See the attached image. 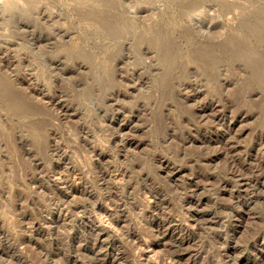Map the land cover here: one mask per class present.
<instances>
[{
  "label": "rangeland",
  "instance_id": "1",
  "mask_svg": "<svg viewBox=\"0 0 264 264\" xmlns=\"http://www.w3.org/2000/svg\"><path fill=\"white\" fill-rule=\"evenodd\" d=\"M263 62L264 0H0V264H264Z\"/></svg>",
  "mask_w": 264,
  "mask_h": 264
},
{
  "label": "bare ground",
  "instance_id": "2",
  "mask_svg": "<svg viewBox=\"0 0 264 264\" xmlns=\"http://www.w3.org/2000/svg\"><path fill=\"white\" fill-rule=\"evenodd\" d=\"M199 4H200V3H199ZM254 29H255V28H254ZM248 31H249V30H248ZM251 31H252V30H251ZM250 60H251V59H250ZM250 60H249V61H250ZM250 62H251V61H250ZM263 63H264V62H263ZM253 64H254V62H253ZM256 66H257V65H256ZM256 70H257V68H256ZM256 70H255V71H256ZM259 71H260V70H259ZM259 74H260V73H259ZM263 74H264V71H263ZM260 76H261V75H260ZM8 95H9V94H8ZM12 96H13V95H12ZM8 98H10V100H12V102H13L14 104H18V103L20 102V101H19V102L16 103L14 100H17V99H14L13 97H9V96H8ZM15 98H17V97H15ZM19 100H20V99H19ZM17 101H18V100H17ZM58 101H59V100H58ZM19 104H20V103H19ZM22 105H23V104H22ZM20 106H21V105H20ZM20 106H18V107H20ZM26 106H27V105H26ZM16 107H17V106H16ZM21 107H22V106H21ZM13 109H14V108H13ZM23 110H26V109H23ZM25 112H26V111H25ZM260 146H261V145H260ZM253 163H254V162H253ZM235 167H236V166H235ZM237 168H238V167H237ZM237 168H236V169H237ZM241 168H242V167H241ZM234 169H235V168H234ZM56 170H57V169H56ZM238 170H239V169H238ZM238 170H237V171H238ZM241 170H242V169H241ZM58 172H59V171H58ZM234 172H235V171H234ZM240 172H241V171H240ZM49 173H50V172H49ZM235 173H236V172H235ZM246 173H247V172H246ZM105 174H106V173H105ZM109 174H110V173H109ZM66 175H67V173H66ZM242 175H243V174H242ZM231 176H233V174H231ZM238 176H239V173H238ZM238 176H237V177H238ZM245 176H246V175H245ZM247 176H248V175H247ZM247 176H246V177H247ZM246 177H245V178H246ZM249 177H250V176H249ZM55 178H56V177H55ZM233 178H234V177H233ZM65 179H66V178H65ZM56 180H57V179H56ZM56 180H55V181H56ZM58 180H59V179H58ZM116 180H117V179H116ZM61 181H62V180H61ZM102 181H103V180H102ZM107 181H108V180H107ZM241 181H243V180H241ZM248 182H250V181H248ZM102 183H103V182H102ZM104 183H105V182H104ZM241 183H242V182H241ZM231 186H232V185H231ZM239 186H240V185H239ZM254 186H255V185H254ZM195 187H196V186H195ZM227 187H228V185H227ZM227 187H226V188H227ZM243 187H244L243 195L245 196V193L248 192L247 189L245 188V187H246V184H244L241 188L238 187V188H239V191H238V197H241L240 195H242V191H243L242 189H243ZM247 187H248V186H247ZM234 188H235V187H234ZM248 188H249V187H248ZM69 190H70V189H69ZM150 190H151V189H150ZM236 190H237V189H236ZM241 190H242V191H241ZM102 191H103V190H102ZM151 192H152V190H151ZM146 193H147V192H146ZM153 193H154V192H153ZM198 193H199V192H198ZM108 194H109V193H108ZM110 194H111V193H110ZM142 194H143V193H142ZM148 194H149V193H148ZM148 194H147V195H148ZM196 194H197V193H196ZM246 194H247V193H246ZM112 195H113V194H112ZM154 195H155V194H154ZM183 195H184V194H183ZM235 195L237 196V194H235ZM248 195H249V194H248ZM248 195H246V197H245L246 199H247V196H248ZM155 196H156V195H155ZM193 196H194V195H193ZM195 196H196V195H195ZM238 197H237V198H238ZM193 198H194V197H193ZM193 198H192V197H189V199H188V197H187L188 201H187V200H186V201H187V204H188V205L191 204V203H193ZM230 198H232V196H231ZM237 198H236V199H237ZM245 198H244V199H245ZM248 198H250V197H248ZM59 199H60V198H59ZM99 199H100V198H99ZM147 199H148V198H147ZM232 199H233V198H232ZM236 199H235V200H236ZM238 199H239V198H238ZM238 199H237V200H238ZM246 199H245V200H246ZM252 199L254 200V198H252ZM95 200H96V199H95ZM118 200H119V199H118ZM98 201H99V200H98ZM186 201H185V202H186ZM231 201H232V200H231ZM236 202H238V201H236ZM249 202H250V201H249ZM93 203H94V202H93ZM108 203H109V201H108V199H106V206H108ZM117 203H118V202H117ZM180 203H181V202H180ZM216 203H217V202H216ZM229 203H230V202H229ZM239 203H240V201H239ZM241 203H243V201H242ZM104 204H105V203H104ZM187 204H185V205H187ZM205 204H206V203H205ZM237 204H238V203H237ZM247 204H248V203H247ZM110 205H111V204H110ZM113 205H114V204H113ZM123 205H124V204H123ZM152 205H153V204H152ZM185 205H184V206H185ZM196 205H197V204H196ZM231 205H232V204H231ZM100 206H101V205H97L98 208H99ZM102 206H103V205H102ZM157 206H158V205H157ZM162 206H164V205H162ZM176 206H177V205H176ZM218 206H219V205H218ZM228 206H229V205H228ZM232 206H233V205H232ZM235 206H236V205H235ZM248 206H249V205H248ZM109 207H110V206H109ZM179 207H180V206H179ZM191 207H192V206H191ZM107 208H108V207H107ZM146 208H147V207H146ZM160 208H161V207H160ZM228 208H229V207H228ZM228 208H227V209H228ZM232 208H233V207H232ZM234 208H235V207H234ZM236 208H237V207H236ZM103 209H104V208H103ZM179 209H181V208H179ZM244 209H245V208H244ZM111 210H112V209H111ZM120 210H121V209H120ZM162 210H163V209H162ZM122 211H123V210H122ZM192 211H193V210H192ZM188 212H189V211H188ZM214 212H215V211H214ZM223 212H224V211H223ZM233 212H234V211H233ZM96 213H97V211H96ZM120 213H121V212H120ZM153 213H154V212H153ZM231 213H232V212H231ZM83 214H84V213H83ZM98 214H99V213H98ZM108 214H109V213H108ZM167 214H168V213H167ZM215 214H216V213H215ZM233 214H234V213H233ZM178 215H179V214H178ZM212 215H213V214H212ZM225 215H226V214H225ZM97 217H98V215H97ZM107 217H108V216H107ZM202 217H203V216H202ZM207 217H208V216H207ZM205 218H206V216H205ZM235 218H237V217H235ZM102 220H103V219H102ZM170 220H171V219H170ZM208 220H209V218H208ZM210 220H211V219H210ZM219 220H222V219L219 218ZM100 221H101V220H100ZM120 221H121V220H120ZM150 223H151V222H150ZM171 223H172V220L169 221V220H167V219H163V221L158 222V223L156 224V227H157V228H156V227H155V228L158 230V233H157V234L159 235V237H160V236H162V237H166L170 232L173 233L174 228L171 227V226H172ZM175 223H176V222H175ZM214 223H215V222H214ZM152 226H153V225H152ZM152 226H151V227H152ZM165 226H166V227H165ZM174 226H175V225H174ZM229 226H230V225H229ZM179 227H180V226H179ZM164 228H165V229H164ZM185 228H186V227H185ZM221 228H222V227H221ZM178 229H180V228H178ZM183 230H185V229H183ZM119 231H120V230H119ZM154 231H155V230H154ZM180 231H181V230H180ZM186 231H187V230H186ZM181 232H183V231H181ZM187 232H188V231H187ZM184 233H185V232H184ZM135 234H136V233H135ZM155 234H156V232H155ZM158 235H157V237H158ZM118 236H119V235H118ZM183 236H184V235H183ZM183 236H182V237H183ZM121 237H122V236H121ZM123 237H125V236H123ZM159 237H158V238H159ZM162 237H160V238H162ZM175 237H176V236H175ZM253 237H254V236H253ZM126 238H127V237H126ZM139 238H140V237H139ZM187 238H188V236L186 237V239H187ZM254 238H255V237H254ZM127 239H128V238H127ZM147 239H148V238H147ZM175 239H176V238H175ZM186 239H185V238H182L181 240L178 239L179 241L177 242L176 245H177L178 247L181 248L182 246H184V244H187L186 241H185ZM129 240H130V239H129ZM143 240H144V239H143ZM187 240H189V239H187ZM127 241H128V240H127ZM139 241H140V240H139ZM144 241H145V240H144ZM148 242H149V241H148ZM255 242H256V241H255ZM258 242H259V241H258ZM132 243H133V241H132ZM149 243H150V242H149ZM245 243H246V242H245ZM251 243H252V242H251ZM260 243H261V242H260ZM142 244H143V243H142ZM144 244H147V245H148V243H144ZM190 245H191V244H190ZM185 246H186V245H185ZM253 246H254V245H253ZM116 247H117V246H116ZM145 247H147V248L149 249L148 246H145ZM249 247H250V246H249ZM136 248H137V247H136ZM169 248H170V246H169ZM152 249H153V248H152ZM173 249H174V248H173ZM144 250H145V248H144ZM183 250H184V249H183ZM77 251H78V250H77ZM172 251H173V250H172ZM179 251H180V250H179ZM136 252H137V251H136ZM180 252H181V251H180ZM165 254H166V253H165ZM187 256H188V255H187ZM221 256H222V255H221ZM163 257H164V256H163ZM169 257H170V256H169ZM95 258H96V257H95ZM137 258H138V257H137ZM152 258H153V257H152ZM188 258H189V257H188ZM157 259L159 260V258H157ZM157 259H156V260H157ZM183 259H184V255H183V254H180V253L178 254V253H177V254L171 255V257H170V261H169V264H178V263L182 262ZM141 260H142V259H141ZM150 260H151V258H150ZM168 260H169V259H168ZM251 260H252V259H251ZM95 261H96V260H95ZM152 261H153V260H152ZM142 262H143V261H142ZM145 262H146V261H145ZM167 262H168V261H167ZM167 262H166V263H167ZM187 262H188V261H187ZM193 262H194V261H193ZM231 262H232V261H231ZM236 262H237V261H236ZM131 263H132V262H131ZM166 263H165V264H166ZM185 263H186V262H185ZM253 263H254V262H253ZM140 264H141V262H140ZM157 264H158V263H157ZM183 264H184V263H183Z\"/></svg>",
  "mask_w": 264,
  "mask_h": 264
}]
</instances>
